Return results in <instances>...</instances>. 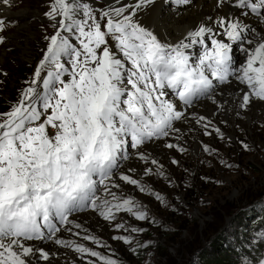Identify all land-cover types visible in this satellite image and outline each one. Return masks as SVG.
<instances>
[{"label":"snow or ice","instance_id":"6c2138e0","mask_svg":"<svg viewBox=\"0 0 264 264\" xmlns=\"http://www.w3.org/2000/svg\"><path fill=\"white\" fill-rule=\"evenodd\" d=\"M154 2L136 0L134 5L106 8L98 18L80 0H50L44 15L58 30L45 37L49 43L30 85L8 111L0 112V264H34V257L48 261L47 251L29 243L45 239L72 248L82 257H94L100 264H117L84 244L58 238L57 233L61 228L80 229L82 225L69 217L84 208L109 222L120 212L137 220L148 218L131 196L113 191L121 188L115 178L120 162L130 158L128 138L132 149H140L149 141L179 132L175 123L187 120L186 109L201 97L216 103L220 85L245 86L238 104L241 109L254 99L264 103V36L249 35L255 33L254 28L222 16L216 19V28L201 24L175 44L162 42L136 19L141 9ZM174 2L187 6L191 0ZM225 2L218 0V6ZM0 3L9 5L10 0ZM234 6L264 23V0H234ZM6 27L0 19V32ZM71 35L79 41L78 47ZM4 40L0 35V44ZM238 42H246L250 49H242L246 60L236 67L232 52ZM194 45L202 49L195 61L187 52ZM64 57L70 68L62 62ZM41 80L42 96L32 86ZM177 101L185 107L180 108ZM194 119L201 124L206 117ZM210 124L203 126L207 129ZM214 131L223 139L219 128ZM165 147L185 151L172 143ZM242 147L249 149L247 143L242 142ZM204 151L214 150L205 146ZM137 155L141 161L148 160L142 151ZM152 171L145 169V174ZM118 180L145 191L131 175L120 172ZM113 238L131 242L124 236ZM83 240L105 247L89 234Z\"/></svg>","mask_w":264,"mask_h":264},{"label":"rangeland","instance_id":"374dc122","mask_svg":"<svg viewBox=\"0 0 264 264\" xmlns=\"http://www.w3.org/2000/svg\"><path fill=\"white\" fill-rule=\"evenodd\" d=\"M98 2L101 4H97L95 7L89 6L93 8L94 14L99 18L100 12L106 9L107 1L99 0ZM13 5H15L13 6L14 12L23 9L28 12L24 18L18 17L11 20L0 18L7 25L6 29L0 32V35L5 37L4 43L0 44V58L3 56L5 59L4 64L0 59V65L3 68L0 73V112L8 111L18 101L22 90L30 85L34 78V70L49 43L45 37H50L58 30V26L54 28V22L44 15L49 10L50 0H14ZM100 22L103 25L104 21ZM70 40L74 45L79 46L75 35H71ZM243 44L238 42L236 47H241ZM67 61L68 58L64 57L62 62H65L66 67L70 68ZM234 65L237 66L235 58ZM43 75L46 76V72ZM41 81L32 86L37 87L38 93L41 92L42 96L45 89L43 83L40 84ZM232 102L226 100V105L228 106ZM181 104L178 102V106L184 108L185 106ZM37 106L38 109L41 108L39 102H37ZM214 108H216V103L213 111H215ZM216 114L217 112L214 114V119L213 113L206 112L203 115L206 117L203 123L198 124L193 118L194 121L190 120L182 128L178 127L181 130L173 135L172 138L175 137V139L172 144L178 145L185 151L166 148L165 152L147 155V161L136 158L133 160L134 163L126 164V166L125 163L133 157V153L138 151V149L131 148V138L129 137L128 153L130 158L120 162L115 178L118 183V172L122 166L121 172L138 179L145 187V191L141 192L139 187L127 185L122 181H119V184L122 185L121 188L113 189V191L123 194L125 197L131 196L140 209L147 213L148 218L137 220L131 214L120 212L116 214L114 221L109 222L91 208H84L74 212L69 219L72 220V217L76 215L93 213L106 229L86 228L83 225L80 229H76V232L72 234L73 237H79L82 241L81 244L112 259L116 260L117 256L122 257V261L127 264H159V258L152 255L153 251H148L144 258H136V253L133 251L134 244L142 241L145 248H151L156 244L166 245L167 238L162 234V228L168 227L172 231L175 230L177 226L174 224V219L183 214L197 220L199 231L211 232V237L203 241V247L207 248L213 239H216L219 234H223L234 244L237 239H240V243H238L240 245L246 241L251 247L248 249L250 255L255 257L258 246L262 245L264 232H254L255 219H251L249 213L254 214L253 211H256L254 205L259 201H264V113H259L262 120L257 121L253 128L248 131L241 129L234 139L229 138L222 131L223 139H221V136L214 131L212 124L217 119ZM208 121H211V124L206 131L212 133L211 135H206V131L199 128ZM164 139L155 141L160 142ZM150 142L152 141L145 145H149ZM242 142L249 145L248 150L242 147ZM205 146L214 151L205 152ZM152 159L157 160L158 163L152 164ZM173 160L178 163H172ZM130 168L135 171L129 172ZM148 168L153 171L146 175L145 169ZM160 172L163 175L158 174ZM156 193L162 197V200L156 199ZM151 221L157 224L156 227L149 224ZM118 223H123L125 227L116 228L115 225ZM133 227L138 231L132 232L131 228ZM62 231H65L64 228H61V231L57 233L58 238H61L59 234ZM75 233H79V235H75ZM189 233L184 231L182 238H194ZM85 234L95 236L105 247H100L92 241L83 240ZM116 236L128 237L131 242L125 243L123 240L114 239L113 237ZM232 237H236V240ZM50 241L52 240L45 239L41 242ZM71 253V256L76 259L72 264H87L88 260H94L96 264H100L96 258L82 257L73 249ZM169 253L174 257L177 256L175 248L170 247ZM193 256L182 264H189ZM63 258L64 264H68L69 260L66 257Z\"/></svg>","mask_w":264,"mask_h":264},{"label":"bare ground","instance_id":"6f19581e","mask_svg":"<svg viewBox=\"0 0 264 264\" xmlns=\"http://www.w3.org/2000/svg\"><path fill=\"white\" fill-rule=\"evenodd\" d=\"M94 7L99 3V0H80ZM106 8L119 7L134 5L136 0H105ZM104 2V0H103ZM14 0H10L9 5L0 3V18L5 19H15L18 17L24 18L27 16V10L23 9L19 12L13 11ZM12 4V6H10ZM234 0H227L224 4L218 6V0H191L190 4L187 6L177 5L174 0H155L152 5H149L140 10L136 19L145 27L152 30L154 34L157 35L158 39L162 42L175 44L180 40L184 39L187 32L190 30H195L199 25L205 24L207 26H212L214 28L218 27L215 24V21L218 17H234L237 20L243 22L247 25L248 29H255V33H249V35H260L264 36V23L260 21L254 14L249 13L244 15L246 9L242 10L239 8L233 7ZM30 12V11H29ZM211 18V19H209ZM27 19V18H26ZM28 22V20H27ZM22 26V25H21ZM222 31V30H221ZM225 42L231 43L226 37H224ZM237 44L233 45L232 56L236 59L238 67L245 62L246 57L242 51L243 48H249L246 42L241 47H236ZM235 51V52H234ZM4 52V51H3ZM5 53V52H4ZM200 52L192 54L191 59L196 60ZM2 64H4V57L2 56ZM3 68L0 65V73H2ZM245 86L239 85L236 82H233L229 85H220L217 88L215 99H216V108L213 111L215 103L212 99L206 98L203 101L198 102L195 106L192 105L191 108L186 109L187 120L179 121L175 123V127L180 128L183 125L189 123L188 121H194V117L203 116L206 112L213 113L217 112V119L212 124V128H219L222 132L226 133L229 138L234 139L238 131L245 130L248 131L250 128L255 126L256 122L262 117L259 113H264V103L253 100V103L246 109H241L238 107L240 96L243 94L241 89H244ZM175 100V99H174ZM226 100L228 102L233 101L228 106L226 105ZM182 105V104H181ZM181 107V106H180ZM184 107V106H183ZM191 118V119H190ZM215 119V118H214ZM210 120V118H209ZM193 123V122H192ZM193 125V124H192ZM197 126V125H196ZM195 127V126H194ZM179 128V130H181ZM202 131H206L203 125H201ZM183 131V130H182ZM176 132L172 133L170 137L165 138L163 141H152L150 144L143 146L138 149L146 155L151 153H161L165 152L167 147L166 143H172L175 139L172 138ZM133 153V157L125 163L132 164L135 161L134 159L138 158L137 152ZM138 163V162H137ZM124 165V164H123ZM127 166V165H126ZM122 168V166H121ZM121 168L118 172L120 174ZM117 174V175H118ZM117 181V180H116ZM119 183V181H118ZM122 186V185H121ZM78 212V211H77ZM72 220L75 223H79L82 226L85 225L86 228L99 227L100 229H106L104 224L98 220V218L93 213L80 214L72 217ZM68 227H72L69 225ZM76 232V228H72L71 232L62 231L59 235L62 239L75 241L76 243H82L80 238L73 237V233ZM58 235V236H59ZM30 243V242H29ZM35 248H43L50 254V259L48 261L39 260L33 258L34 264H64L63 257H66L69 261L68 264L75 262V258L71 256L72 249L61 247L54 244V241L50 242H32L31 243ZM77 258V257H76Z\"/></svg>","mask_w":264,"mask_h":264},{"label":"trees","instance_id":"16d2710c","mask_svg":"<svg viewBox=\"0 0 264 264\" xmlns=\"http://www.w3.org/2000/svg\"><path fill=\"white\" fill-rule=\"evenodd\" d=\"M254 207H256V211H253L254 214L249 213L250 218L255 219L254 223H256V227L253 228L254 232L263 233L264 201L257 202ZM174 220V224L177 226L175 230L172 231L168 227H163V232L161 231L167 238V244H156L151 248H145L142 241H138L134 244L135 249L133 250L136 253V258H144L148 251H153L152 255L153 257L156 255L159 258V264H182L188 261L195 252L202 250L193 264H245L246 262L261 264L264 261V240L262 241V245L258 246L255 257L250 255L248 249H251V247L246 241H243L245 245H240L238 244L240 243V239H237V242L234 244L223 234H219L216 239L212 240L210 246L206 248L202 246V243L211 237L210 231H199L197 220L189 218L187 215L176 216ZM149 224L153 227L157 225L152 221ZM184 231L190 232L189 234H192L194 238L183 239L182 233ZM232 239L236 240V237H232ZM170 247L177 250L176 257L170 255ZM120 259L121 261L119 262ZM240 259L241 262H239ZM122 260V257H116L117 264H127Z\"/></svg>","mask_w":264,"mask_h":264},{"label":"water","instance_id":"95a60500","mask_svg":"<svg viewBox=\"0 0 264 264\" xmlns=\"http://www.w3.org/2000/svg\"><path fill=\"white\" fill-rule=\"evenodd\" d=\"M201 251H202V250H198L197 252H195V254H194V256L192 257V260H191V262H190L189 264H193V263L196 261L198 255H199V253H200Z\"/></svg>","mask_w":264,"mask_h":264}]
</instances>
